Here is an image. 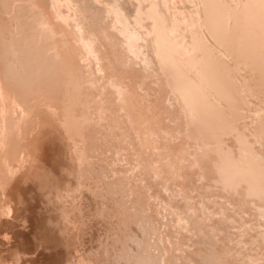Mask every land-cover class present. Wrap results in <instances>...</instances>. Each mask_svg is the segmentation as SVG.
Here are the masks:
<instances>
[{"label":"rangeland","instance_id":"1","mask_svg":"<svg viewBox=\"0 0 264 264\" xmlns=\"http://www.w3.org/2000/svg\"><path fill=\"white\" fill-rule=\"evenodd\" d=\"M41 1L0 0V264H263L264 0Z\"/></svg>","mask_w":264,"mask_h":264},{"label":"bare ground","instance_id":"2","mask_svg":"<svg viewBox=\"0 0 264 264\" xmlns=\"http://www.w3.org/2000/svg\"><path fill=\"white\" fill-rule=\"evenodd\" d=\"M7 1H8V0H7ZM29 1H30V0H29ZM40 1H41V0H40ZM155 1H156V0H155ZM170 1H171V0H170ZM41 2H42V1H41ZM164 2H165V1H164ZM228 2H229V1H228ZM12 3H13V2H12ZM39 3H40V2H39ZM51 3H52V2H51ZM250 3H251V2H250ZM61 4H62V3H61ZM72 4H73V3H72ZM242 4H243V3H242ZM2 5H3V4H2ZM47 5H48V3H47ZM101 5H102V4H101ZM197 5H198V4H197ZM52 6L54 7V5H52ZM65 6H66V5H65ZM76 6H77V5H76ZM111 6H112V5H111ZM115 6H116V5H115ZM166 6H167V5H166ZM245 6H246V5H245ZM34 7H35V6H34ZM45 7H46V6H45ZM226 7H227V6H226ZM2 8H3V6H2ZM8 8H9V7H8ZM17 8H18V7H17ZM39 8H40V6H39ZM47 8H48V6H47ZM55 8H56V7H55ZM72 8H73V7H72ZM74 8H75V7H74ZM116 8H117V7H116ZM165 8H166V7H165ZM9 9H10V8H9ZM52 9H53V8H52ZM56 9H57V8H56ZM56 9H54V10H56ZM215 9H216V8H215ZM45 10H46V9H45ZM252 10H253V9H252ZM30 11H31V10H30ZM52 11H53V10H52ZM118 11H119V9H118ZM147 11H148V10H147ZM182 11H183V10H182ZM242 11H243V10H242ZM247 11H248V10H247ZM42 12H43V11H42ZM42 12H41V13H42ZM46 12H47V11H46ZM73 12H74V11H73ZM75 12H76V11H75ZM231 12H232V11H231ZM259 12H260V11H259ZM41 13H40V14H41ZM55 13H56V12H55ZM80 13H81V12H80ZM116 13H117V12H116ZM157 13H158V12H157ZM162 13H163V12H162ZM57 14H58V12H57ZM112 14H113V13H112ZM146 14H149V13L147 12ZM248 14H249V13H248ZM258 14H259V13H258ZM53 15H54V14H53ZM169 15H170V14H169ZM169 15H168V17H169ZM262 15H263V14H262ZM39 16H40V15H38V17H39ZM56 16H59V14L56 15ZM66 16H67V15H66ZM112 16H113V15H112ZM263 16H264V15H263ZM77 17H78V16H77ZM83 17H84V15H83ZM135 17H136V16H135ZM173 17H174V16H173ZM236 17H237V16H236ZM30 18H32V17H30ZM57 18H60V17H57ZM63 18H65V17H63ZM113 18H114V17H113ZM121 18H122V17H121ZM133 18H134V17H133ZM214 18H215V17H214ZM248 18H249V17H248ZM17 19H18V18H17ZM38 19H39V18H38ZM66 19H67V18H66ZM111 19H112V18H111ZM168 19H169V18H168ZM175 19H176V17H175ZM236 19H237V18H236ZM255 19H256V18H255ZM261 19H262V18H261ZM47 20H48V19H47ZM76 20H77V19H76ZM115 20H116V19H115ZM117 20H118V19H117ZM190 20H191V19H190ZM205 20H206V19H205ZM209 20H210V19H209ZM243 20H244V19H243ZM250 20H251V19H250ZM257 20H258V19H257ZM17 21H18V20H17ZM43 21H44V20H43ZM77 21H78V20H77ZM141 21H143V20H141ZM180 21H181V20H180ZM262 21H263V19H262ZM50 22H52V21H50ZM120 22H121V21H120ZM139 22H140V21H139ZM196 22H197V21H196ZM234 22H235V21H234ZM236 22H237V21H236ZM36 23H37V22H36ZM41 23H43V22H41ZM47 23H48V22H47ZM174 23H175V22H174ZM174 23H173V24H174ZM208 23H209V22H208ZM263 23H264V22H263ZM31 24H32V23H31ZM40 25H41V24H40ZM78 25H79V23H78ZM112 25H113V24H112ZM165 25H166V24H165ZM187 25H188V24H187ZM191 25H192V24H191ZM208 25H209V24H208ZM233 25H234V24H233ZM251 25H252V24H251ZM256 25H258V24H256ZM17 26H18V25H17ZM36 26H37V24H36ZM36 26H35V27H36ZM62 26H63V25H62ZM172 26H173V25H172ZM222 26H223V25H222ZM245 26H246V25H245ZM248 26H249V25H248ZM248 26H247V27H248ZM37 27H38V26H37ZM37 27H36V28H37ZM67 27H68V26H67ZM74 27H75V26H74ZM126 27H129V26H126ZM126 27H125V28H126ZM140 27H141V26H140ZM155 27H156V26H155ZM169 27H170V26H169ZM259 27H260V26H259ZM38 28H39V27H38ZM77 28H78V27H76L75 30H76ZM112 28H113V27H112ZM115 28H116V27H115ZM253 28H254V27H253ZM57 29H58V28H57ZM154 29H155V28H154ZM168 29H169V28H168ZM170 29H171V28H170ZM242 29H243V28H242ZM245 29H246V28H245ZM261 29H262V28H261ZM38 30H39V29H38ZM53 30H54V29H53ZM75 30H74V31H75ZM122 30H123V29H122ZM126 30H127V29H126ZM130 30H131V29H130ZM157 30H158V29H157ZM181 30H182V29H181ZM257 30H258V29H257ZM262 30H264V27H263ZM41 31H42V30H41ZM110 31H111V30H110ZM113 31H114V30H113ZM124 31H125V30H124ZM132 31H133V30H131L130 32L132 33ZM145 31H146V30H145ZM39 32H40V31H39ZM43 32H44V31H43ZM54 32H56V31L54 30ZM57 32H58V30H57ZM127 32H128L127 35H130V34H129V31H127ZM253 32H254V31H253ZM12 33H13V32H12ZM58 33H59V32H58ZM133 33H135V32H133ZM230 33H231V32H230ZM230 33H229V34H230ZM258 33H260V32H258ZM44 34H45V33H44ZM63 34H64V33H63ZM91 34H92V33H91ZM91 34H90V35H91ZM154 34H155V33H154ZM250 34H251V33H250ZM262 34H263V33H262ZM12 35H14V34H12ZM17 35H18V34H17ZM40 35H41V33H40ZM42 35H43V33H42ZM42 35H41V36H42ZM87 35H88V34H87ZM135 35H136V34H135ZM160 35H162V34H160ZM234 35H235V34H234ZM252 35H253V34H252ZM61 36H62V35H61ZM132 36H133V35H132ZM153 36H154V35H153ZM211 36H212V35H211ZM249 36H250V35H249ZM254 36H256V35H254ZM258 36H259V35H258ZM79 37H80V36H79ZM87 37H88V36H87ZM89 37H90V36H89ZM121 37H123V36H121ZM150 37H151V36H150ZM163 37H164V36H163ZM163 37H162V38H163ZM233 37H235V36H233ZM251 37H252V36H251ZM262 37H263V36H262ZM262 37H261V38H262ZM128 38H130V37H128ZM219 38H220V37H219ZM242 38H243V37H242ZM30 39H31V38H30ZM38 39H39V38H38ZM46 39H48V38H46ZM56 39H57V38H56ZM58 39H59V38H58ZM67 39H68V38H67ZM80 39H81V38H80ZM87 39H88V38H87ZM115 39H116V38H115ZM121 39H122V38H121ZM144 39H145V38H144ZM155 39H156V37H155ZM244 39H245V38H244ZM250 39H251V38L249 37V41H250ZM259 39H260V38H259ZM263 39H264V38H263ZM16 40H17V39H16ZM16 40H15V41H16ZM24 40H25V38H24ZM27 40H28V39H27ZM39 40H40V39H39ZM74 40H75V39H74ZM83 40H84V39H83ZM89 40H90V39H89ZM221 40H222V39H221ZM255 40H257V39H255ZM11 41H12V40H11ZM47 41H48V40H47ZM62 41H64V39H63ZM115 41H116V40H115ZM160 41H161V40H160ZM183 41H184V40H183ZM229 41H230V40H229ZM233 41H234V40H233ZM31 42H32V41H31ZM58 42H59V41H58ZM91 42H92V40H91ZM93 42H94V41H93ZM150 42H151V41H150ZM211 42H212V41H211ZM251 42H252V41H251ZM29 43H30V42H29ZM38 43H39V42H38ZM38 43H36V44H38ZM45 43H46V42H45ZM49 43H50V42H49ZM51 43H52V42H51ZM78 43H79V42H78ZM83 43H85V40H84ZM88 43H89V42H88ZM128 43H129V42H128ZM160 43H161V42H160ZM163 43H164V42H163ZM218 43H219V42H218ZM237 43H238V42H237ZM237 43H236V44H237ZM257 43H258V42H257ZM16 44H17V43H16ZM19 44H20V43H19ZM63 44H64V42H63ZM125 44H126V43H125ZM161 44H162V43H161ZM245 44H246V43H245ZM248 44H249V43H248ZM27 45H28V44H27ZM29 45H30V44H29ZM32 45H33V44H32ZM34 45H35V44H34ZM38 45H39V44H38ZM60 45H61V44H60ZM64 45H65V44H64ZM83 45H84V44H83ZM85 45H86V44H85ZM154 45H155V44H154ZM167 45H168V44H167ZM189 45H190V44H189ZM191 45H192V44H191ZM20 46H21V45H20ZM41 46H42V45H41ZM41 46H40V47H41ZM53 46H54V45H53ZM61 46H62V45H61ZM69 46H70V45H69ZM90 46H91V45H90ZM124 46H125V45H124ZM224 46H225V45H224ZM232 46H233V45H232ZM250 46H251V45H250ZM15 47H16V46H15ZM28 47H29V46H28ZM35 47H36V45H35ZM38 47H39V46H38ZM51 47H52V46H51ZM62 47H63V46H62ZM82 47H83V46H82ZM135 47H136V46H135ZM220 47H221V46H220ZM242 47H243V45H242ZM19 48H20V47H19ZM32 48H33V47H32ZM42 48H43V47H42ZM83 48H84V47H83ZM86 48H88V47H86ZM94 48H95V47H94ZM129 48H130V47H129ZM138 48H139V47H138ZM187 48H188V47H187ZM248 48H250V47H248ZM11 49H12V48H11ZM35 49H37V47H36ZM45 49L47 50V49H49V48H45ZM56 49H57V48H56ZM56 49H55V50H56ZM59 49H60V48H59ZM66 49H67V48H66ZM69 49H70V48H68V51H69ZM89 49H90V48H89ZM100 49H101V48H100ZM104 49H105V48H104ZM139 49H140V48H139ZM178 49H179V48H178ZM213 49H214V48H213ZM234 49H235V48H234ZM236 49H237V51H238V48H236ZM242 49H243V48H242ZM18 50H19V49H18ZM32 50H33V49H32ZM46 50H45V51H46ZM80 50H81V48H80ZM85 50H86V49H85ZM187 50H188V49H187ZM231 50H232V49H231ZM243 50H244V49H243ZM246 50H247V49H246ZM250 50H251V49H250ZM261 50H264V48H262ZM261 50H260V51H261ZM50 51H51V50H50ZM98 51H99V50H98ZM138 51H139V50H138ZM138 51H137V52H138ZM190 51H191V50H190ZM233 51H234V50H233ZM248 51H249V50H248ZM0 52H1V51H0ZM19 52H20V51H19ZM19 52H18V53H19ZM23 52H24V51H23ZM41 52H42V51H41ZM85 52H87V51H85ZM88 52H89V51H88ZM128 52H129V51H128ZM139 52H140V51H139ZM168 52H169V51H168ZM241 52H242V51H241ZM261 52H262V51H261ZM16 53H17V51H16ZM44 53H45V52H44ZM44 53H43L42 55H44ZM61 53H62V52H61ZM65 53H66V52H65ZM69 53H70V52H69ZM72 53H73V51H72ZM77 53H78V52H77ZM79 53H80V52H79ZM82 53H83V52H82ZM92 53H93V51H92ZM135 53H136V52H135ZM153 53H154V52H153ZM177 53H178V52H177ZM226 53H227V52H226ZM248 53H249V52H248ZM32 54H33V52H32ZM35 54L38 55L36 52H35ZM35 54H34V55H35ZM39 54H40V53H39ZM66 54H67V53H66ZM66 54H65V55H66ZM155 54H156V53H155ZM238 54H239V53H238ZM255 54H256V53H255ZM262 54H263V53H262ZM15 55H16V54H15ZM20 55H21V54H20ZM20 55H19V56H20ZM42 55H41V56H42ZM62 55H63V54H62ZM72 55H73V54H72ZM168 55H169V54H168ZM246 55H247V54H246ZM30 56H31V55H30ZM41 56H40L39 58H41ZM74 56H75V55H74ZM86 56H87V55H86ZM90 56H91V55H90ZM140 56H141V54H140ZM143 56H144V55H143ZM155 56H156V55H155ZM171 56H172V55H171ZM244 56H245V55H244ZM260 56H261V54H260ZM17 57H18V56H17ZM35 57H38V56H35ZM65 57H66V56H65ZM146 57H147V56H146ZM221 57H222V56H221ZM255 57H256V56H255ZM25 58H26V57H25ZM32 58H33V57H32ZM32 58H31V59H32ZM45 58H47V60H49L47 56H46ZM68 58H69V57H68ZM72 58H73V57H72ZM91 58H92V57H91ZM95 58H96V57H95ZM191 58H192V57H191ZM222 58H223V57H222ZM226 58H227V57H226ZM236 58H237V57H236ZM240 58H241V56H240ZM240 58H239V59H240ZM22 59H24V57H23ZM37 59H38V58H37ZM54 59H55V58H54ZM54 59H51V60H54ZM74 59H75V58H74ZM136 59H137V58H136ZM180 59H181V58H180ZM221 60H222V59H221ZM234 60H235V59H234ZM16 61H17V60H16ZM35 61H36V60H35ZM56 61H57V60H56ZM86 61H87V60H86ZM139 61H140V60H139ZM142 61H143V59H142ZM147 61H149V60H147ZM239 61H240V60H239ZM40 62H42V61L40 60ZM48 62H49V61H48ZM53 62H54V61H53ZM70 62H71V61H69V63H70ZM73 62H75V60H74ZM227 62H228V61H227ZM236 62H237V61H236ZM245 62H246V61H245ZM253 62H254V61H253ZM253 62H252V63H253ZM29 63H30V62H29ZM31 63H32V62H31ZM31 63H30V64H31ZM33 63H34V62H33ZM38 63H39V62H38ZM38 63H36V64H38ZM75 63H76V62H75ZM82 63H83V62H82ZM147 63H148V62H147ZM192 63H193V62H192ZM224 63H225V62H224ZM229 63H230V62H229ZM27 64H28V63H27ZM45 64H47L46 61H45ZM45 64H44V65H45ZM54 64H55V63H54ZM90 64H91V63H90ZM218 64H219V63H218ZM239 64H240V63H239ZM247 64H248V63H247ZM261 64H262V63H261ZM32 65H34V64H32ZM51 65H52V64H51ZM55 65H57V64H55ZM73 65H74V64H73ZM157 65H158V64H157ZM157 65H156V66H157ZM179 65H180V64H179ZM248 65H249V64H248ZM256 65H257V64H256ZM263 65H264V64H263ZM42 66H43V64H42ZM42 66H40V67H42ZM71 66H72V65H71ZM147 66H148V65H147ZM171 66H172V65H171ZM231 66H232V65H231ZM242 66H243V65H242ZM249 66H250V65H249ZM252 66H253V65H252ZM252 66H251L250 68H252ZM28 67H29V66H28ZM47 67H48V66H47ZM56 67H57V66H56ZM61 67H62V65H61ZM83 67H84V66H83ZM105 67H106V65H105ZM182 67H183V66H182ZM185 67H186V66H185ZM185 67H184V68H185ZM228 67H229V66H228ZM235 67H236V66H235ZM262 67H263V66H262ZM262 67H261V68H262ZM31 68H32V67H31ZM36 68H37V66H36ZM174 68H175V67H174ZM184 68H183V69H184ZM208 68H209V67H208ZM241 68H242V67H241ZM255 68H256V67H255ZM5 69H6V68H5ZM37 69H38V68H37ZM39 69H40V68H39ZM41 69H42V68H41ZM45 69H46V68H45ZM145 69H146V68H145ZM159 69H160V68H159ZM161 69H162V68H161ZM223 69H224V68H223ZM232 69H233V68H232ZM27 70H29V69L27 68ZM43 70H44V68H43ZM47 70H48V68H47ZM50 70H51V69H50ZM52 70H53V69H52ZM88 70H89V69H88ZM90 70H91V69H90ZM205 70H206V69H205ZM258 70H259V68H258ZM84 71H85V70H84ZM105 71H107V70H105ZM149 71H150V70H149ZM166 71H167V69H166ZM212 71H213V70H212ZM214 71H215V70H214ZM245 71H246V70H245ZM252 71H253V70H252ZM32 72H33V71H32ZM34 72H35V71H34ZM90 72H91V71H90ZM131 72H132V71H131ZM138 72H139V71H138ZM194 72H195V71H194ZM205 72H206V71H205ZM222 72H223V71H222ZM227 72H228V71H227ZM231 72H232V71H231ZM248 72H249V71H248ZM254 72H255V70H254ZM9 73H10V72H9ZM51 73H52V72H51ZM54 73H55V72H54ZM146 73H147V72H146ZM187 73H188V72H187ZM233 73H234V72H233ZM249 73H250V72H249ZM260 73H261V72H260ZM21 74H22V73H21ZM29 74H30V73H29ZM38 74H39V73H37V75H38ZM73 74H74V73H73ZM178 74H179V73H178ZM189 74H190V73H189ZM243 74H244V73H243ZM250 74H251V73H250ZM255 74H256V73H255ZM13 75H14V74H13ZM30 75H32V74H30ZM44 75H45V74H44ZM79 75H80V72H79ZM212 75H213V74H212ZM236 75H237V74H236ZM257 75H258V74H257ZM11 76H12V75H11ZM82 76H83V75H82ZM85 76L87 77V75H85ZM152 76H154V75H152ZM167 76H168V74H167ZM169 76H170V75H169ZM213 76H214V75H213ZM242 76H243V75H242ZM32 77H33V76H32ZM34 77H37V76L35 75ZM38 77H39V76H38ZM46 77H48V76L46 75ZM51 77H52V76H51ZM56 77H57V76H56ZM56 77H55V79H56ZM58 77H60V76H58ZM62 77H63V75H62ZM94 77H95V76H94ZM144 77H145V75H144ZM228 77H229V76H228ZM239 77H241V76H239ZM247 77H248V76H247ZM249 77H250V76H249ZM256 77H257V76H256ZM27 78H29V77H27ZM43 78H44V77H43ZM157 78H158V77H157ZM221 78H222V77H221ZM236 78H237V77H236ZM36 79H37V78H36ZM55 79H54V80H55ZM98 79H99V78H98ZM151 79H153V78H151ZM172 79H173V77H172ZM219 79H220V78H219ZM228 79H229V78H228ZM248 79H249V78H248ZM25 80H26V78H25ZM28 80H29V79H28ZM41 80H42V79H41ZM41 80H40V82H41ZM44 80H45V82H46V78H45ZM48 80H49V78H48ZM59 80H61V79H59ZM63 80H65V79H63ZM72 80H73V79H72ZM87 80H88V79H87ZM112 80H113V79H112ZM166 80H167V79H166ZM166 80H165V81H166ZM50 81H51V80H50ZM50 81H49V84H50ZM55 81H56V80H55ZM84 81H85V80H84ZM89 81H90V80H89ZM109 81H110V80H109ZM119 81H120V80H119ZM119 81H117V84H116V83H113V84H112V83H111L112 81H111L110 83H111V86H112L113 94H114V92H115L116 94H119V97H120V98H122L123 96H120V94H121V93H122L121 95L125 94L126 89L123 90V88H124L125 86H124V87H123V86L121 87L122 84H121V83L118 84ZM206 81H207V80H206ZM221 81H222V80H221ZM249 81H250V79H249ZM0 82H1V81H0ZM20 82H21V81H20ZM25 82H26V81H25ZM31 82H32V81H31ZM38 82H39V81H38ZM45 82L43 81V83H45ZM52 82H53V81H52ZM58 82H59V81H57V84H58ZM61 82H62V81H61ZM113 82H114V80H113ZM213 82H214V81H213ZM228 82H229V81H228ZM230 82H231V81H230ZM253 82H254V81H253ZM28 83H29V82H28ZM43 83H42V84H43ZM46 83L48 84V82H46ZM110 83H109V84H110ZM169 83H170V82H169ZM174 83H175V82H174ZM195 83H196V82H195ZM223 83H224V82H223ZM240 83H241V82H240ZM26 84H27V83H26ZM49 84H48V85H49ZM52 84H53V83H52ZM98 84H99V83H98ZM146 84H147V83H146ZM214 84H215V83H214ZM247 84H248V83H247ZM247 84H245V85H247ZM14 85H15V84H14ZM211 85H212V84H211ZM217 85H218V84H217ZM248 85H249V84H248ZM1 86H2V85H1ZM43 86H44V85H43ZM58 86H59V85H58ZM91 86H92V85H91ZM91 86H90V88H91ZM150 86H151V85H150ZM169 86H170V85H169ZM199 86H200V85H199ZM205 86H206V85H205ZM224 86H225V85H224ZM237 86H238V85H237ZM3 87H4V86H3ZM3 87H2V88H3ZM20 87H21V86H20ZM98 87H99V86H98ZM156 87H157V86H156ZM170 87H171V86H170ZM212 87H213V86H212ZM222 87H223V86H222ZM233 87H234V86H233ZM241 87H242V86H241ZM6 88H7V87H6ZM22 88H23V87H22ZM59 88H60V87H58V89H59ZM83 88H84V87H83ZM125 88H126V87H125ZM210 88H211V87H210ZM3 89H5V88H3ZM9 89H10V88H9ZM19 89H20V88H19ZM39 89H40V88H39ZM39 89H38V90H39ZM56 89H57V88H56ZM213 89H214V88H213ZM226 89H227V88H226ZM13 90H14V89H13ZM51 90H52V89H51ZM148 90H149V89H148ZM233 90H234V89H233ZM238 90H239V89H238ZM241 90H242V89H241ZM10 91L12 92V90H10ZM48 91H49V89H48ZM60 91H61V90H60ZM88 91H89V90H88ZM123 91H124V92H123ZM129 91H130V90H129ZM176 91H177V90H176ZM236 91H237V90H236ZM245 91H246V90H245ZM4 92H5V90H4ZM49 92H50V91H49ZM55 92H56V91H55ZM210 92H211V91H210ZM219 92H220V91H219ZM223 92H224V91H223ZM38 93H39V92H38ZM83 93H84V92H83ZM101 93H102V92H101ZM227 93H228V92H227ZM5 94H6V93H5ZM9 94H10V93H9ZM23 94H24V93H23ZM23 94H22V96H23ZM25 94H26V93H25ZM29 94H30V93H29ZM42 94H43V92H42ZM51 94H53V93H51ZM85 94H86V93H85ZM103 94H104V93H103ZM220 94H221V93H220ZM260 94H261V93H260ZM10 95L12 96V94H10ZM20 95H21V94H20ZM26 95H27V94H26ZM57 95H58V94H57ZM70 95H71V93H70ZM92 95H93V94H92ZM104 95H105V94H104ZM114 95H115V94H114ZM226 95H227V94H226ZM241 95H242V94H241ZM252 95H254V94H252ZM0 96H1V95H0ZM7 96H8V95H7ZM28 96H29V95H28ZM39 96H41V95H39ZM44 96H45V92H44ZM74 96H75V95H74ZM93 96H94V95H93ZM116 96H117V95H116ZM116 96H115V97H116ZM138 96H139V95H138ZM223 96H224V95H223ZM238 96H239V95H238ZM238 96H237V97H238ZM13 97H14V96H13ZM34 97H35V96H34ZM84 97H85V96H84ZM117 97H118V96H117ZM119 97H118V99H119ZM19 98H20V97H19ZM23 98H24V97H23ZM26 98H27V97H26ZM40 98H41V97H40ZM56 98H57V97H56ZM76 98H77V97H76ZM93 98H94V97H93ZM104 98H105V97H104ZM143 98H144V97H143ZM179 98H180V97H179ZM232 98H233V97H232ZM87 99H88V98H87ZM123 99H124V98H123ZM182 99H183V98H182ZM220 99H221V98H220ZM256 99H257V98H256ZM14 100H16V99L14 98ZM18 100H19V99H18ZM23 100H24V99H23ZM39 100H41V99L38 98V102H36V103H39ZM43 100H44V99H43ZM59 100H60V99H59ZM63 100H64V99H63ZM105 100H108V99L106 98ZM105 100H103V101H105ZM230 100H231V99H230ZM11 101H12V99H11ZM35 101H36V100H35ZM50 101H51V100H50ZM240 101H241V100H240ZM250 101H252V100H250ZM258 101H259V100H258ZM2 102H4V101H2ZM5 102H6V100H5ZM18 102H19V101H18ZM21 102H22V98H21ZM29 102H30V101H29ZM47 102H48V101H47ZM53 102H54V101H53ZM65 102H66V100H65ZM74 102H76V101H74ZM101 102H102V101H101ZM105 102H108V101H105ZM228 102H230V101H228ZM231 102H232V101H231ZM236 102H237V101H236ZM236 102H235V103H236ZM248 102H249V101H248ZM6 103H7V102H6ZM19 103H20V102H19ZM32 103H33V102H32ZM32 103H31V104H32ZM207 103H208V102H207ZM215 103H217V102H215ZM243 103H244V102H243ZM9 104H11V103L9 102ZM23 104H25V103H23ZM27 104H28V103H27ZM31 104H30V105H31ZM77 104H78V103H77ZM108 104H109V103H108ZM136 104H137V103H136ZM224 104H225V103H224ZM227 104H228V103H227ZM231 104H232V103H231ZM248 104H249V103H248ZM25 105H26V104H25ZM33 105H35V104H33ZM44 105H45V104H44ZM53 105H54V104H53ZM63 105H64V104H63ZM124 105H125V104H124ZM233 105H234V103H233ZM9 106H10V105H9ZM22 106H23V105H22ZM28 106H29V105H28ZM31 106H32V105H31ZM36 106H37V105H35V107H36ZM38 106H40V104H39ZM49 106H50V105H49ZM89 106H90V105H89ZM89 106H88V107H89ZM97 106H98V105H97ZM165 106H166V105H165ZM193 106H194V105H193ZM219 106H220V105H219ZM225 106H226V105H225ZM229 106H230V105H229ZM93 107H94V106H93ZM102 107H104V106H102ZM166 107H167V106H166ZM185 107H186V106H185ZM212 107H213V106H212ZM7 108H8V107H7ZM9 108H10V107H9ZM15 108H16V107H15ZM26 108H27V107H26ZM26 108H25V109H26ZM59 108H60V107H59ZM91 108H92V106H91ZM105 108H106V106H105ZM241 108H242V107H241ZM245 108H246V107H245ZM249 108H250V107H249ZM254 108H255V107H254ZM17 109H18V108H17ZM20 109H21V108H20ZM31 109H32V108H31ZM93 109H94V108H92V110H93ZM107 109H109V108H107ZM114 109H115V108H114ZM167 109H168V108H167ZM211 109H212V108H211ZM225 109H226V108H225ZM234 109H235V108H234ZM260 109H261V108H260ZM15 110H16V109H15ZM21 110H23V109H21ZM26 110H27V109H26ZM26 110H25V111H26ZM45 110L47 111L46 108H45ZM135 110H136V109H135ZM148 110H149V109H148ZM208 110H209V109H208ZM256 110H257V109H256ZM16 111H17V110H16ZM31 111H32V110H31ZM31 111H29V112H31ZM90 111H91V110H90ZM228 111H229V110H228ZM233 111H234V110H233ZM236 111H237V110H236ZM26 112L29 113L28 111H26ZM34 112H35V111H34ZM34 112H33V113H34ZM91 112H92V111H91ZM91 112H90V113H91ZM106 112H107V111H106ZM163 112H164V111H163ZM200 112H201V111H200ZM234 112H235V111H234ZM17 113H18V112H17ZM110 113H111V112H110ZM113 113H115V112H113ZM218 113H219V112H218ZM8 114H9V113H8ZM8 114H6V117H9V118H10V115L8 116ZM52 114H53V113H52ZM75 114H76V113H75ZM141 114H142V113H141ZM141 114H140V115H141ZM149 114H150V112H149ZM222 114H223V113H222ZM242 114H243V113H242ZM12 115H13V114H12ZM16 115H17V114H16ZM19 115H20V114H19ZM19 115L17 116V118L19 117ZM30 115H31V114H30ZM32 115H33V114H32ZM57 115H58V114H57ZM107 115H108V114H107ZM109 115H110V114H109ZM143 115H144V114H143ZM147 115H148V114H147ZM22 116H23V115H22ZM28 116H29V115H28ZM33 116H34V115H33ZM48 116H49V115H48ZM63 116H65V115L63 114ZM226 116H227V115H226ZM3 117H4V116H3ZM30 117H31V116H30ZM86 117H87V116H86ZM143 117H144V116H143ZM223 117H224V116H223ZM9 118H6V120L8 121ZM14 118H16V117L14 116ZM14 118H13V119H14ZM56 118H57V117H56ZM58 118H59V117H58ZM114 118H116V117H114ZM117 118H118V117H117ZM146 118H147V116H146ZM183 118H184V117H183ZM193 118H194V117H193ZM0 119H1V118H0ZM20 119H21V118H20ZM54 119H55V118H54ZM132 119H133V118H132ZM147 119H148L147 121L149 122V121H151L152 118L150 117V118H147ZM149 119H150V120H149ZM3 120H4V119H3ZM6 120H5V121H6ZM29 120H31V119H29ZM72 120H73V119H72ZM109 120H110V119H109ZM113 120H114V119H113ZM134 120H135V119H134ZM155 120H156V119H155ZM215 120H216V119H215ZM245 120H246V119H245ZM16 121H17V120H16ZM54 121H55V120H54ZM76 121H77V120H76ZM84 121H85V120H84ZM107 121H108V120H107ZM107 121H106V122H107ZM142 121H143V120H142ZM211 121H212V120H211ZM225 121H226V120H225ZM23 122H24V120H23ZM25 122H26V121H25ZM30 122H32V121H30ZM37 122H38V121H37ZM51 122H53V121L51 120ZM108 122H109V121H108ZM114 122H115V121H114ZM148 122H147V123H148ZM151 122H152V124H154L153 121H151ZM3 123H4V121L2 122V125H5V124H3ZM6 123L9 124V122H6ZM41 123H42V122H41ZM56 123H57V122H56ZM67 123H68V122H67ZM95 123H96V122H95ZM175 123H176V122H175ZM178 123H180V122H178ZM189 123H190V121H189ZM230 123H231V122H230ZM8 124H7V125H8ZM19 124H20V122H19ZM28 124H29V123H28ZM197 124H198V123H197ZM216 124H217V123H216ZM7 125H6V126H7ZM30 125H31V124H30ZM34 125H35V124H34ZM62 125H63V124H62ZM82 125H83V124H82ZM111 125H112V124H111ZM173 125H174V124H173ZM221 125H222V124H221ZM11 126H12V125H10V127H11ZM13 126H14V125H13ZM16 126H17V125H16ZM19 126H21V125H18V127H16V129H18ZM76 126H77V125H76ZM104 126H105V125H104ZM117 126H118V125H117ZM190 126H192V125H190ZM193 126H195V125H193ZM193 126H192V127H193ZM216 126H217V125H216ZM111 127H112V126H111ZM126 127H127V126H126ZM149 127H150V126H149ZM252 127H253V125H252ZM260 127H261V126H260ZM78 128H79V127H78ZM95 128H96V127H95ZM109 128H110V127H109ZM220 128H222V127L220 126ZM236 128H237V127H236ZM10 129H11V128H10ZM10 129H9V131H10ZM118 129H119V128H118ZM124 129H125V127H124ZM148 129H149V128H148ZM148 129H147V130H148ZM156 129H157V128H156ZM193 129H194V128H193ZM13 130H14V129H13ZM81 130H82V129H81ZM93 130H94V129H93ZM95 130H96V129H95ZM95 130H94V131H95ZM101 130H102V129H101ZM126 130H127V129H126ZM195 130H196V129H195ZM114 131H115V130H114ZM123 131H124V130H123ZM154 131H155V129H153L152 132H154ZM190 131H191V130H190ZM201 131H202V130H201ZM0 132H1V130H0ZM120 132H121V131H120ZM128 132H129V130H128ZM157 132H158V133H157ZM192 132H193V131H192ZM259 132H260V131H259ZM2 133H3V132H2ZM11 133H12V132H11ZM65 133H66V132H65ZM122 133H123V132H122ZM154 133H157L156 135H159V137L162 136V135H164V132H163V134H159V133H161L160 131H156V132H154ZM193 133H194V132H193ZM198 133H200V131H199ZM4 134H5V133H4ZM152 134H153V133H152ZM191 134H192V133H191ZM214 134H215V133H214ZM218 134H219V133H218ZM1 135H2V134H1ZM11 135H12V134H11ZM11 135H10V136H11ZM110 135H111V134H110ZM126 135H127V134H126ZM165 135H166V134H165ZM167 135H169V134H167ZM233 135H234V134H233ZM258 135H259V134H258ZM114 136H115V135H114ZM189 136H190V135H189ZM196 136H197V134H196ZM255 136H256V135H255ZM192 137H193V136H192ZM221 137H222V136H221ZM259 137H260V136H259ZM1 138H2V137H1ZM120 138H121V137H120ZM162 138H163V137H162ZM197 138H199V137H197ZM234 138H235V137H234ZM112 139H113V138H112ZM130 139H131V138H130ZM130 139H129V140H130ZM157 139H158V138H157ZM172 139H173V138H172ZM246 139H247V138H246ZM9 140H10V139H9ZM115 140H116V139H115ZM119 140H120V139H119ZM121 140H122V139H121ZM12 141H13V139H12ZM125 141H126V140H125ZM156 141H157V140H156ZM174 141H175V140H174ZM246 141H247V140H246ZM115 142H116V141H115ZM152 142H153V140H152ZM168 142H169V141H168ZM203 142H204V141H203ZM236 142H237V141H236ZM127 143H128V142H127ZM129 143H131V141H130ZM140 143H141V142H140ZM165 143H166V142H165ZM170 143H171V142H170ZM258 143H259V142H258ZM8 144H9V143H8ZM13 144H15V143H13ZM18 144H19V143H18ZM114 144H115V143H114ZM142 144H143V142H142ZM171 144H172V143H171ZM203 144H204V143H203ZM11 145H12V144H11ZM122 145H123V144H122ZM122 145H121V146H122ZM178 145H179V144H178ZM186 145H187V144H186ZM215 145H216V144H215ZM215 145H214V147H215ZM236 145H237V144H236ZM236 145H235V146H236ZM255 145H257V144H255ZM166 146H167V145H166ZM173 146H174V145H173ZM191 146H192V145H191ZM216 146H217V145H216ZM221 146H222V145H221ZM16 147H17V144H16ZM16 147H15V148H16ZM119 147H120V146H119ZM134 147H135V145H134ZM134 147H133V148H134ZM137 147H138V146H137ZM210 147H211V146H210ZM9 148H10V147H9ZM9 148H8V149H9ZM122 148H123V147H122ZM128 148H129V147H128ZM130 148H131V147H130ZM169 148H170V147H169ZM186 148H187V147H186ZM12 149H13V148H12ZM171 149H172V148H171ZM191 149H192V148H191ZM191 149H189V150H191ZM208 149H209V148H208ZM212 149H213V148H212ZM214 149H215V148H214ZM244 149H245V148H244ZM244 149H243V150H244ZM74 150H75V148H74ZM139 150H140V149H139ZM219 150H220V149H219ZM245 150H246V149H245ZM164 151H165V150H164ZM222 151H223V150H221V152H222ZM134 152H135V151H134ZM154 152H155V151H154ZM244 152H245V151H244ZM140 153H141V152H140ZM168 153H169V152H168ZM170 153H171V152H170ZM191 153H192V152H191ZM239 153H240V152H239ZM129 154H130V153H129ZM133 154H134V153H132V155H133ZM148 154H149V153H148ZM165 154H166V153H165ZM173 154H175V153H173ZM177 154H179V153H177ZM189 154H190V153H189ZM197 154H198V153H197ZM204 154H205V153H204ZM140 155H141V154H140ZM223 155H224V154H223ZM141 156L143 157V155H141ZM171 156H172V155H171ZM191 156H192V155H191ZM144 157H145V156H144ZM174 157H175V156H174ZM176 157H177V156H176ZM196 157H197V156H196ZM212 157L214 158V155H213ZM233 157H234V156H233ZM139 158H141V157L139 156ZM153 158H155V156H153ZM161 158H163V157H161ZM168 158H169V157H168ZM172 158H173V157H172ZM192 158H193V157H192ZM129 159H130V158H129ZM145 159H146V158H145ZM147 159H148V158H147ZM158 159H159V158H158ZM158 159H157V160H158ZM206 159H207V158H206ZM211 159H212V158H211ZM224 159H225V158H224ZM77 160H78V159H77ZM140 160H141V159H140ZM149 160H150V159H149ZM149 160H147V161L150 162ZM153 160H154V159H153ZM161 160H162V159H161ZM164 160H165V159H164ZM168 160H169V159H168ZM209 160H210V159H209ZM214 160H217V159H214ZM134 161H135V160H134ZM145 161H146V160H145ZM162 161H163V160H162ZM0 162H1V161H0ZM139 162H140V161H139ZM159 162H160V160H159ZM159 162H158V164H159ZM169 162H170V161H169ZM202 162H203V161H202ZM202 162H201V163H202ZM208 162H209V161H208ZM211 162H212V161H211ZM211 162H210V163H211ZM213 162H214V161H213ZM127 163H128V162H127ZM136 163H137V162H136ZM160 163L162 164V162H160ZM214 163H215V162H214ZM258 163H259V162H258ZM130 164H131V162H130ZM142 164H143V163H142ZM147 164H148L147 162H146V164L144 163V165H147ZM149 164H150V163H149ZM185 164H186V163H185ZM204 164H205V163H204ZM211 164H213V163H211ZM1 165H2V164H1ZM1 165H0V168H1ZM144 165H143V166H144ZM233 165H234V164H233ZM133 166H134V165H133ZM167 166H168V165H167ZM177 166H180V165H177ZM192 166H193V165H192ZM201 166H202V165H201ZM229 166H230V165H229ZM17 167H18V166H17ZM145 167H146V166H145ZM171 167H172V165H171ZM204 167H205V166H204ZM207 167H208V166H207ZM231 167H232V166H231ZM140 168H141V167H140ZM178 168H179V167H178ZM212 168H213V167H212ZM1 169H2V168H1ZM138 169H139V168H138ZM149 169H150V168H149ZM153 169H154V168H153ZM165 169H166V168H165ZM201 169H202V168H201ZM206 169H207V168H206ZM154 170H155V169H154ZM202 170H203V169H202ZM219 170H220V169H219ZM241 170H242V169H241ZM1 171H2V170H1ZM140 171H142V170H140ZM171 171H172V169H171ZM173 171H175V170H173ZM228 171H229V170H228ZM233 171H234V170H233ZM239 171H240V170H239ZM143 172H144V171H143ZM180 172H181V171H180ZM185 172H186V171H185ZM202 172H203V171H202ZM221 172H222V170H221ZM229 172L232 173V170L229 171ZM240 172H241V171H240ZM240 172L237 173V174H240ZM1 173H2V172H0V174H1ZM145 173H146V171H145ZM147 173H148V172H147ZM143 174H144V173H143ZM228 174H229V173H228ZM168 175H170V174H168ZM203 175H204V174H203ZM224 175H225V174H224ZM229 175H230V174H229ZM164 176H165V175H164ZM166 176H167V175H166ZM188 176H189V175H188ZM162 177H163V176H162ZM170 177H171V176H170ZM170 177H169V178H170ZM191 177H193V176H191ZM230 177H233V175L230 176ZM234 177H235V176H234ZM236 177H237V176H236ZM33 178H34V177H33ZM189 178H190V177H189ZM226 178H227V177H226ZM252 178H253V177H252ZM257 178H258V177H257ZM146 179H147V178H146ZM166 179H168V177H167ZM192 179H193V178H192ZM208 179H209V178H208ZM233 179H234V178H233ZM205 180H207V179H205ZM228 180H231V178H229ZM252 180H253V179H252ZM161 181H162V178H161ZM189 181H190V179H189ZM164 182H165V181H164ZM190 182H191V181H190ZM202 182H203V181H202ZM228 182H229V181H228ZM251 182H252V181H251ZM251 182H250V183H251ZM157 183H158V182H157ZM157 183H156V184H157ZM161 183H162V182H161ZM161 183H160V184H161ZM187 183H188V182H187ZM220 184H221V183H220ZM232 184H233V183H232ZM253 184L255 185V183H253ZM256 184H257V183H256ZM167 185H168V183H167ZM194 185H195V184H194ZM200 185H201V184H200ZM248 185H249V184H248ZM144 186H145V185H144ZM148 186H149V185H148ZM234 186H235V185H234ZM257 186H258V184L256 185V189H257ZM206 187H207V186H206ZM252 187H253V186H252ZM199 188H200V187H199ZM199 188H198V189H199ZM250 188H251V187H250ZM254 188H255V187H254ZM195 189H196V188H195ZM200 189H201V188H200ZM203 189H204V188H203ZM168 190H169V189H168ZM252 190H254V189H252ZM259 190H260V189H259ZM190 191H191V190H190ZM221 191H222V190H221ZM250 191H251V190H250ZM159 192H160V191H159ZM197 192H198V191H197ZM256 192H257V191H256ZM179 193H180V192H179ZM252 193H253V191H252ZM119 194H120V193H119ZM174 194H175V192H174ZM204 194H205V193H204ZM233 194H234V193H233ZM140 195H141V194H140ZM146 195H147V194H146ZM158 195H159V194H158ZM202 195H203V194H202ZM142 196H143V195H142ZM174 196H175V195H174ZM186 197H187V196H186ZM192 197H194V196H192ZM114 198H115V197H114ZM148 198H149V197H148ZM167 199H168V198H167ZM170 199H171V198H170ZM172 199H173V198H172ZM182 199H183V198H182ZM214 199H216V198H214ZM121 200H122V199H121ZM173 200H174V199H173ZM191 200H192V199H191ZM204 200H206V199H204ZM204 200H203V201H204ZM262 200H263V199H262ZM179 201H180V199H179ZM181 201L183 202V200H181ZM187 201H188V200H187ZM189 201H190V200H189ZM208 201H209V200H208ZM215 201H216V200H215ZM122 202H123V201H122ZM126 202H127V201H126ZM152 202H153V199H152ZM184 202H185V200H184ZM114 203H115V202H114ZM169 203H170V202H169ZM143 204H144V203H143ZM188 204H189V203H188ZM200 204H201V203H200ZM216 204H217V203H216ZM161 206H162V205H161ZM173 206H174V205H173ZM218 206H219V205H218ZM222 206H223V205H222ZM189 207H190V205H189ZM189 207H188V208H189ZM220 207H221V206H220ZM233 207H234V206H233ZM7 208H8V206H7ZM127 208H128V207H127ZM161 208H162V207H161ZM174 208H176V207H174ZM174 208H173V209H174ZM182 208H183V207H182ZM198 208H199V207H198ZM110 209H111V208H110ZM123 209H124V208H123ZM149 209H150V208H149ZM151 209H152V208H151ZM186 209H187V206H186ZM192 209H193V208H192ZM259 209H260V208H259ZM7 210H8V209H7ZM7 210H6V211H7ZM164 210H165V209H164ZM175 210H177V209H175ZM183 210H184V209H183ZM190 210H191V209H190ZM216 210H217V209H216ZM219 210H220V208H219ZM152 211H153V210H152ZM155 211H156V210H155ZM161 211H162V210H161ZM191 211H193V210H191ZM201 211H202V210H201ZM208 211H209V210H208ZM227 211H228V210H227ZM232 211H234V210H232ZM262 211H263V210H262ZM8 212H9V211H8ZM130 212H131V211H130ZM173 212H174V211H173ZM179 212H180V211H179ZM181 212H182V211H181ZM184 212H185V211H184ZM188 212H190V211H188ZM202 212H203V211H202ZM258 212H260V211H258ZM156 213H157V212H156ZM182 213H183V212H182ZM190 213H191V212H190ZM7 214H9V213H7ZM130 214H131V213H130ZM209 214H210V213H209ZM209 214H208V215H209ZM136 215H137V214H136ZM177 215H178V214H177ZM181 215H182V214H181ZM188 215H191V214L188 213ZM206 215H207V214H206ZM240 215H241V214H240ZM260 215H261V214H260ZM140 216H141V215H140ZM166 216H167V215H166ZM175 216H176V215H175ZM198 216H199V215H198ZM156 217H157V216H156ZM177 217H178V216H177ZM200 217H202V216H200ZM218 217H219V216H218ZM231 217H232V214H231ZM136 218L138 219V217H136ZM174 218H175V217H174ZM225 218H227V217H225ZM176 219H177V218H176ZM179 219H180V218H179ZM194 219H195V217H194ZM221 219H223V218H221ZM230 219H231V218H230ZM233 219H234V218H233ZM157 220H158V219H157ZM198 220H199V218H198ZM204 220H205V219H204ZM206 220H207V219H206ZM206 220H205V221H206ZM263 220H264V219H263ZM142 221H143V220H142ZM168 221H170V220H168ZM191 221H192V220H191ZM233 221H234V220H233ZM166 222H167V221H166ZM206 222H207V221H206ZM225 222H226V221H225ZM143 223H144V222H143ZM180 223H181V222H180ZM208 223H209V222H208ZM241 223H243V222H241ZM228 224H229V223H228ZM235 224H236V223H235ZM251 224H252V223H251ZM123 225H124V224H123ZM160 225H161V224H160ZM178 225H179V224H178ZM182 225H183V224H182ZM243 225H244V224H243ZM249 225H250V223H249ZM254 225H255V224H254ZM250 226H251V225H250ZM257 226H258V225H257ZM137 227H138V226H137ZM209 227H210V226H209ZM253 227H254V226H253ZM262 227H263V226H262ZM122 228H123V227H122ZM124 228H125V227H124ZM138 228H139V227H138ZM180 228H181V227H180ZM244 228H245V227H244ZM244 228H243V229H244ZM219 229H220V228H219ZM245 229H246V228H245ZM245 229H244V230H245ZM138 230H139V229H138ZM113 231H114V230H113ZM121 231H122V230H121ZM226 231H227V230H226ZM235 231H236V230H235ZM252 231H253V230H252ZM188 232H189V231H188ZM210 232H211V231H210ZM216 232H217V231H216ZM217 233H218V232H217ZM240 233H241V232H240ZM245 233H246V232H245ZM250 233H251V232H250ZM122 235H123V234H122ZM173 235H174V234H173ZM192 235H193V234H192ZM114 236H115V235H114ZM142 236H143V235H142ZM193 237H194V236H193ZM212 237H213V236H212ZM215 237H216V236H215ZM246 237H247V236H246ZM128 238H129V237H128ZM187 238H188V237H187ZM201 238H202V237H201ZM125 239H126V238H125ZM129 239H130V238H129ZM156 239H157V238H156ZM161 239H162V238H161ZM164 239H165V238H164ZM166 239H167V238H166ZM241 239H242V238H241ZM147 240H148V239H147ZM169 240H170V239H169ZM213 240H214V239H213ZM228 240H229V239H228ZM235 240H236V239H235ZM256 240H257V239H256ZM136 241H137V240H136ZM142 241H143V240H142ZM221 241H222V240H221ZM169 242H170V241H169ZM177 242H178V241H177ZM222 242H223V241H222ZM136 243H137V242H136ZM136 243H135V244H136ZM141 243H142V242H141ZM143 243H144V242H143ZM171 243H172V242H171ZM230 243H231V242H230ZM230 243H229V244H230ZM232 243H233V241H232ZM137 244H138V243H137ZM145 244H146V243H145ZM153 245H154V244H153ZM181 245H182V244H181ZM204 245H205V244H204ZM140 246H141V245H140ZM140 246H139V247H140ZM175 246H176V245H175ZM242 246H243V245H242ZM263 246H264V245H263ZM136 247H137V246H136ZM144 247H145V246H144ZM153 247H154V246H153ZM212 247H213V246H212ZM212 247H211V248H212ZM239 248H240V247H239ZM174 249H175V248H174ZM180 249H181V248H180ZM195 249H196V248H195ZM205 249H206V248H205ZM240 249H242V248H240ZM256 249H257V248H256ZM201 250H202V249H201ZM137 251H138V250H137ZM140 251H141V250H140ZM140 251H139V252H140ZM151 251H152V250H151ZM169 251H170V250H169ZM204 251H205V250H204ZM153 252H155V251H153ZM214 252H215V251H214ZM251 252H252V251H251ZM263 252H264V251H263ZM136 253L138 254V252H136ZM203 253H205V252H203ZM228 253H229V252H228ZM258 253H259V252H258ZM184 254H185V253H184ZM198 254H199V253H198ZM200 254H201V253H200ZM222 254H224V253H222ZM143 255H144V254H143ZM146 255H147V253H146ZM181 255H182V254H181ZM127 256H128V255H127ZM130 256H131V255H130ZM144 256H145V255H144ZM148 256H149V254H148ZM152 256H153V255H152ZM161 256H162V255H161ZM163 256H164V255H163ZM186 256H187V255H186ZM200 256H201V255H200ZM200 256H199V257H200ZM132 257H133V256H132ZM137 257H138V255H137ZM172 257H173V256H172ZM258 257H259V256H258ZM139 258H140V257H139ZM154 258L156 259V257H154ZM190 258H191V257H190ZM190 258H189V259L187 258V259L190 260ZM223 258H224V257H223ZM248 258H249V257H248ZM152 259H153V258H152ZM187 259H186V260H187ZM249 259H250V258H249ZM135 260H136V259H135ZM144 260H145V259H144ZM172 260H173V259H172ZM196 260H197V259H196ZM196 260H195V261H196ZM252 260H253V259H252ZM141 261H142V260H141ZM169 261H170V260H169ZM200 261H201V260H200ZM206 261H207V260H206ZM206 261H205V262H206ZM255 261H256V260H255ZM151 262H152V261H151ZM173 262H174V261H173ZM185 262H186V261H185ZM185 262H184V263H185ZM261 262H262V261H261ZM138 263H139V262H138ZM197 263H198V262H197ZM151 264H152V263H151ZM166 264H167V263H166ZM175 264H176V261H175ZM207 264H208V263H207ZM260 264H261V263H260ZM263 264H264V263H263Z\"/></svg>","mask_w":264,"mask_h":264}]
</instances>
